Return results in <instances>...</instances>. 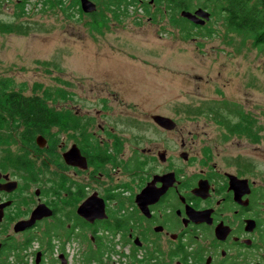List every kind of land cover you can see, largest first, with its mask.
Wrapping results in <instances>:
<instances>
[{
	"label": "rangeland",
	"instance_id": "obj_1",
	"mask_svg": "<svg viewBox=\"0 0 264 264\" xmlns=\"http://www.w3.org/2000/svg\"><path fill=\"white\" fill-rule=\"evenodd\" d=\"M20 1L0 0V76L13 79L26 95L48 94L59 120L52 127L54 149L36 154L33 188L58 187L62 173L71 181L84 177L58 165L64 150L85 144L82 129L64 131L67 115L82 126L83 142L109 146L120 138L119 163L159 142L182 171L191 172L194 162L179 157L181 139L192 151L198 133V146L208 143L217 153L239 155L252 170L264 171V51L251 40L228 31L216 17L202 25L205 29L188 23L183 30L171 23L174 10L155 0L120 6L118 0H94L98 28L76 1L63 0V10L56 0H26L24 13L16 5ZM156 113L172 117L177 130L155 125ZM236 123L246 127L245 134L232 132ZM0 133L6 141L0 159L23 152L24 146L9 142L5 126ZM68 201L73 205L77 199Z\"/></svg>",
	"mask_w": 264,
	"mask_h": 264
},
{
	"label": "flooded vegetation",
	"instance_id": "obj_2",
	"mask_svg": "<svg viewBox=\"0 0 264 264\" xmlns=\"http://www.w3.org/2000/svg\"><path fill=\"white\" fill-rule=\"evenodd\" d=\"M154 115L162 114L151 118L163 131L177 130L172 117L162 115L175 122L166 128ZM238 124L232 132L245 134ZM0 125L9 130L10 143L25 147L0 159V264H264V171L208 143L198 146V133L192 151L181 139L179 157L194 162L191 172L182 171L159 142L119 163L120 138L111 147L83 142L82 126L67 115L64 131L82 129L85 144L73 143L58 165L84 177L71 181L62 173V184L43 190L32 186L38 183L33 164L44 147L54 149V125L42 134L43 146L39 134L35 142L21 139V122ZM87 203L92 220L80 210Z\"/></svg>",
	"mask_w": 264,
	"mask_h": 264
},
{
	"label": "trees",
	"instance_id": "obj_3",
	"mask_svg": "<svg viewBox=\"0 0 264 264\" xmlns=\"http://www.w3.org/2000/svg\"><path fill=\"white\" fill-rule=\"evenodd\" d=\"M56 1L65 10L63 0ZM71 1H76L80 5V0ZM124 1L127 0H118L117 6ZM25 2L26 0H22L16 3L20 12L24 13ZM155 2L173 9L171 23L182 27L183 30L189 28L188 23L205 29L204 26L196 25L182 17L183 10L193 12L198 8L206 9L210 12V19L216 17L224 23L228 31L239 34L246 41L251 40L257 49L264 51V0H155ZM80 11L83 12L82 8ZM177 14L180 16L177 17ZM89 16L94 27L98 28L99 11L91 12ZM204 32L210 34L211 30L207 29ZM185 33L186 37L191 35L189 32ZM47 96L48 94L45 98L39 94L26 95L22 89L17 88L13 79L0 76V120L7 125L21 122L24 126V131L20 134L21 139L35 142L36 134L45 135L53 125H59L55 110L49 106Z\"/></svg>",
	"mask_w": 264,
	"mask_h": 264
},
{
	"label": "water",
	"instance_id": "obj_4",
	"mask_svg": "<svg viewBox=\"0 0 264 264\" xmlns=\"http://www.w3.org/2000/svg\"><path fill=\"white\" fill-rule=\"evenodd\" d=\"M80 3H81V7H82L83 11H86L87 13L94 12L97 9L96 2H94L92 0H80ZM181 16L188 19L189 21L193 22L196 25H205L206 22L210 19V12L207 11L206 9H203V8H198V9L194 10L193 12L183 10L181 12ZM153 119L158 124H160L161 126H164L166 128H173L175 125V122L171 118L166 117V116L154 115ZM37 141L41 146H43L45 143V139L42 135H39L37 137ZM74 151L75 150H72L71 153ZM66 156H67V154H66ZM88 203L86 205L82 206L80 208V210L82 209L83 211H85ZM100 211H101V213L99 214V217L102 218V217L106 216V215H104L103 206L100 209ZM83 215H85L88 220H92V216H91L89 210H86V213L83 212Z\"/></svg>",
	"mask_w": 264,
	"mask_h": 264
},
{
	"label": "clouds",
	"instance_id": "obj_5",
	"mask_svg": "<svg viewBox=\"0 0 264 264\" xmlns=\"http://www.w3.org/2000/svg\"><path fill=\"white\" fill-rule=\"evenodd\" d=\"M200 26H202V25H200Z\"/></svg>",
	"mask_w": 264,
	"mask_h": 264
}]
</instances>
